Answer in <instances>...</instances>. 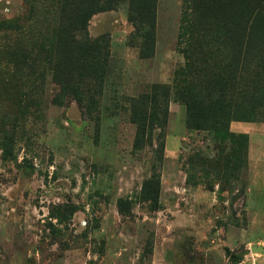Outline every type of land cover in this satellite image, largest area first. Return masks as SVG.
I'll use <instances>...</instances> for the list:
<instances>
[{"label": "rangeland", "instance_id": "obj_1", "mask_svg": "<svg viewBox=\"0 0 264 264\" xmlns=\"http://www.w3.org/2000/svg\"><path fill=\"white\" fill-rule=\"evenodd\" d=\"M74 1L0 0V264H264V0L113 3L101 82L68 79Z\"/></svg>", "mask_w": 264, "mask_h": 264}, {"label": "trees", "instance_id": "obj_2", "mask_svg": "<svg viewBox=\"0 0 264 264\" xmlns=\"http://www.w3.org/2000/svg\"><path fill=\"white\" fill-rule=\"evenodd\" d=\"M119 1L121 0H75L71 5L68 15L72 31L70 37L75 39V37L78 36L82 41H84V44L81 46L78 53V62L79 65H81V67L83 68V70L71 71L70 73H68V79L70 82H85L88 81L89 78H91L90 81L93 80L94 82L102 81L103 70L104 68H106L108 60L107 42L104 38L91 39L87 33V24L93 15L99 13L101 10L110 7L111 5H113V3H118ZM250 6L251 5H249L248 3H245V7L247 9V16L240 24V27L238 29L239 34L235 37V40L236 38L238 40L237 45L241 47V49H239L240 52L242 51V49L249 50L251 44L255 42L256 32L253 30L256 25V20H252V10L255 9L252 6L250 8ZM139 8L140 7L135 6L133 10H138V15L140 16L141 20L145 21L147 29L151 28V30L153 31L155 18V13H153L154 8H143L142 10H140ZM257 13L254 15V19H256L258 15L259 22L262 24L260 30H262L263 32L264 14H261L260 9ZM141 23H143V21ZM231 43L233 44V42ZM145 48L149 49V52L150 50L153 52L152 46L145 45ZM261 48L262 46H259L256 47L255 50L258 51L261 50ZM159 93H162V89L154 87L151 90L149 97L143 96L141 98H138L136 101L141 105L144 101H147L150 96L156 97V95ZM201 107L202 108L199 109V112L197 114L202 119H206V117L208 116V113H205L203 108H205L206 110H210L211 113H217L221 110H226L225 108L221 107V104L218 101L214 102V104H204V106L202 105ZM205 122L208 124V126H213L216 123V121ZM151 184V182L146 183L145 189L147 190L149 185ZM156 184L157 182L153 183L152 187L155 188ZM148 191L150 192V190Z\"/></svg>", "mask_w": 264, "mask_h": 264}, {"label": "crops", "instance_id": "obj_3", "mask_svg": "<svg viewBox=\"0 0 264 264\" xmlns=\"http://www.w3.org/2000/svg\"><path fill=\"white\" fill-rule=\"evenodd\" d=\"M236 126V128H239V129H243L242 131H247L249 132L250 129H252V124H250V126L248 127H245L244 125L242 124H234ZM246 129V130H245ZM253 130V129H252Z\"/></svg>", "mask_w": 264, "mask_h": 264}, {"label": "water", "instance_id": "obj_4", "mask_svg": "<svg viewBox=\"0 0 264 264\" xmlns=\"http://www.w3.org/2000/svg\"><path fill=\"white\" fill-rule=\"evenodd\" d=\"M253 251L264 254V249L263 248H260V247L253 248Z\"/></svg>", "mask_w": 264, "mask_h": 264}]
</instances>
